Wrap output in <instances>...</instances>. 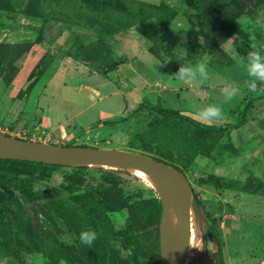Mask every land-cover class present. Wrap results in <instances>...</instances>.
I'll list each match as a JSON object with an SVG mask.
<instances>
[{"label":"rangeland","instance_id":"obj_1","mask_svg":"<svg viewBox=\"0 0 264 264\" xmlns=\"http://www.w3.org/2000/svg\"><path fill=\"white\" fill-rule=\"evenodd\" d=\"M21 1L0 0V132L36 141H49L48 138H50L51 141L49 142L55 141L59 144L67 140L69 143L75 142L76 144L98 142L103 143L106 147L127 148L159 156L160 145L157 142L150 141L145 136L146 130L159 117L154 105H146V107L132 110L121 117L113 114L111 120L109 119L114 123L111 128L119 125L122 129L113 136H107L106 134L103 136H82L80 134L72 139L74 135L71 130L75 128V120L69 122L65 127L66 129L70 128L69 132L65 133L67 140L55 137L58 130L51 132L52 135H48L42 130L34 129L35 125H22L24 119L42 120L45 124H48L46 123L45 110L51 113L53 107L48 101V97L40 96L43 86L41 84L47 78L46 76H49L48 74L53 69H56L59 64L58 61L63 58H69L68 56L73 58L69 53L76 51L82 45L101 46V43L97 40L98 30L89 26L84 18L80 17L79 12H89L95 16H102L104 11L111 7L115 16L123 17L130 5L128 0H30L31 2L24 7L27 13H21L20 8L21 6L23 7ZM145 1L154 3L160 11L159 16L143 22L144 29L141 33L139 31H127V33L123 34V37H132L140 40L143 48L158 57L165 58L167 63L175 66L177 70L181 64L195 65L204 63L209 72V79L204 81L207 85L224 83L231 86L233 84L248 86L250 78L247 75L246 67L241 57H246L249 47L243 45V41L249 45L256 44L258 47H262V45L264 46V34L260 31L257 34L246 32L244 36L242 30L252 29V25L254 28L255 24H248L250 20V22H254L252 20L263 18L264 0H222L220 8L214 12L208 9L210 2L205 1L202 12L194 13L188 17L194 24H197V27H193V29H185L188 26L187 23H183L189 11L167 9L166 0ZM171 1H175L179 5L182 3V0ZM42 6L46 7V11L43 13L44 17L36 16L37 8H42ZM172 11H175V13L180 12L176 18L177 24L182 25L179 28L171 27L176 24L168 16ZM54 17H74L76 18V24L68 27L61 35L57 36L55 33L60 26L59 22L54 20ZM53 32L55 36L52 35ZM50 35L54 37L49 41L47 37ZM106 37L110 39L109 41L113 39L112 35H107ZM259 38L263 42L259 41ZM126 58V56L123 57V59ZM153 61H156V59ZM101 62L98 59L94 64L95 66L92 67L101 68L103 65ZM159 69L158 64L153 65L154 73H158ZM212 69L223 75L212 71ZM168 71H164L163 76L167 77ZM75 76L76 81L81 78L77 75ZM180 83L175 84L178 86ZM56 86L55 83H52L45 91L49 95L52 93L60 95L63 88ZM222 88L216 86L208 88L209 101L220 105L223 109L224 117L227 119L231 121L239 120L241 124L245 123L246 129L251 128L254 132L261 130L262 128L259 126L262 125L261 119L263 118L259 117H263L264 106L262 104L264 103L258 102L257 97L259 94L257 93L264 92V85H259L256 92H250L247 88L245 90L247 93L244 91L247 97L250 98L254 93L256 97H252L251 101H247L243 105H241L242 100L239 96L234 97L231 102L225 103L224 94L221 91ZM185 93L186 91H184V95ZM71 95H76V92L71 90ZM24 97H26V100L23 102ZM19 99L23 100L19 102ZM190 99L194 103V95ZM190 99L188 98V100ZM16 100L17 102L15 103ZM55 102L58 103L60 100H55ZM23 103L25 106L20 109ZM17 104L18 107H16ZM194 104L197 109L205 106V103L199 101ZM188 106L183 100L179 103L181 108H187ZM233 109L234 111L231 112ZM244 109L245 111L243 112ZM173 116L182 121L183 128L188 130V132L196 135L201 134L205 147L218 144L221 136H223L221 139L222 141L224 140V144L229 143V138L225 137L224 134L227 130L233 129L231 127L232 123L226 124L225 127L220 126L222 130L217 128L209 129L202 125L203 122L197 120L194 112H176ZM13 117H18V120H22H19L16 124H9V119ZM1 121L4 123H1ZM108 123L110 124V122ZM98 128L95 127L90 130L95 132L98 131ZM236 129L238 128H234V130ZM258 137L262 138L261 135H258ZM259 138L252 139L254 147L251 146L253 148L248 150L250 154L246 157L243 155L246 159H244L245 161H241V158H237L229 150L225 151L227 156L232 158L234 166L231 168L236 169L239 167L240 170L247 169L250 171V169H253V165L256 164L258 174L264 173V141L257 143ZM241 139L246 142L245 137H241ZM211 155V157H206L197 154L188 166L181 165V167L195 192H199V196H201L202 192L203 199L217 204L219 198L216 199L214 194L207 191L222 184L220 179L214 175L213 169L216 164L223 161V157H217L216 150H212ZM107 171V168L96 165H89L87 168L80 170L64 166L48 169L46 172L44 169L38 168L34 175L40 177V179L34 183V188L48 191L52 197L68 199L71 195L68 192L71 185L78 184L80 190L88 189L97 197L102 195L100 186L105 182L121 187L130 199L117 197L115 201L122 205V209L109 211L108 213L116 229L127 227L128 232L120 234L119 239L113 241L112 245L119 247L123 257L128 258L130 256V264H158L159 258L156 249V239L159 234L158 224L156 221L151 220L148 215L149 212L142 208L153 206L154 202L151 201L152 193L149 190L151 185L147 179L133 171H130L129 174L121 172L116 175L107 174ZM207 172L209 174L206 175ZM80 176L83 179L82 182L78 181ZM253 178L252 175H249L247 180L250 181L243 183L241 186L254 190L262 188L264 191V186L261 187L259 182L257 184L254 183L258 179L253 180ZM14 189L16 194H20L15 187ZM30 205L29 202L28 206L30 207ZM105 207L110 210L111 203H106ZM8 211L13 217L16 216L14 213L19 210L14 204H11L8 206ZM23 213L25 216L28 214L27 211ZM201 213L204 233L200 231L192 213L190 224L191 238L185 264H213V262L204 261V254L213 250V242L207 230L205 211L202 210ZM18 221L19 223H24V229L23 233L19 232L14 235V241L16 248L20 251L22 261L27 264H45L46 258L43 254L29 253L27 251L29 247L26 235H30L33 230L31 221L19 217ZM249 223L250 227H246ZM249 223L245 225L243 232L235 235L232 232L229 237L240 248L243 246L241 249L243 255L252 258L253 261L259 264L261 258L264 257V237L250 233L253 229H259L257 221L253 220ZM16 224L18 223L13 222L11 225L13 229L17 228ZM33 224L39 227L40 232H50L57 239L58 244L67 248L72 262L69 263L62 260V264H100L98 260H89V256L84 250L85 245L80 243L78 238L81 230L67 226L62 217L55 216L52 213L46 216L42 213L38 219L33 217ZM121 241L127 244L128 247L126 249L123 248ZM242 241L244 244H242ZM0 264H6V260L0 258Z\"/></svg>","mask_w":264,"mask_h":264},{"label":"trees","instance_id":"obj_2","mask_svg":"<svg viewBox=\"0 0 264 264\" xmlns=\"http://www.w3.org/2000/svg\"><path fill=\"white\" fill-rule=\"evenodd\" d=\"M31 1H21L23 5V7L21 6L20 8L21 13H27L25 12L24 7ZM186 1L189 5L194 6L197 9L201 7V0ZM38 3L40 4V2ZM128 3L130 5L129 9L125 11L123 17L115 16L112 13L111 7L106 9L102 16H95L89 12L82 11L79 12V15L84 18L87 24L98 30L99 35L97 40H99V43L102 45V42L104 43L105 41L102 34L103 32L115 33L125 30L127 27L132 25H138L151 18H156L160 14L157 7L148 1L128 0ZM166 6L168 9L169 7L167 4ZM45 11V6H42V8L38 7L35 15L44 17L43 13ZM168 16L172 18L173 13L171 12ZM54 20L59 22L60 26L56 30L57 32L55 34H58L61 30L76 24V18L74 17H54ZM52 35H54V32ZM52 35L47 37V40L50 41L55 36ZM243 45H247L248 47L250 46L244 41ZM100 47L82 45L79 48L82 52H71L69 54L78 60L94 65L98 59L105 60L99 56V52L102 49ZM122 60L123 58L109 59L105 61V64L106 66H116L122 62ZM54 70L55 69H53V71L48 75L51 76ZM257 94H259L257 97L258 102L264 103V92ZM252 97H256V94L254 93V95H251L249 101H251ZM244 111L245 109L243 112ZM176 112L178 111L160 109L158 119L155 120L150 125L149 129L146 130L145 136L150 141L157 142L158 145H160V150L158 151L159 156L151 154L153 157L173 165L184 173L181 165L188 166L197 154L211 157V152L212 150H215L217 144L206 146V148L201 134L196 135L188 132V130H185L183 128L182 121L173 116ZM202 125L209 129H221L220 127L213 126L209 123H203ZM5 134L10 135V133ZM221 138H223V136H221ZM221 138L219 139V142L222 140ZM64 145L72 144L64 143ZM224 146L229 149L231 148L230 142L225 143ZM208 150L211 152H208ZM64 166L80 170L87 168L89 165L68 166L29 160L0 158V258H4L6 260V264H20L21 262H23L22 264H27L25 261H22L20 251H18L13 242L11 235V231L13 230L12 226L4 224L3 221L6 217L12 216L8 211V206L14 204L19 210L15 212L14 215L22 219L25 218L27 221H31L33 225L32 233L30 235H26L29 247L27 251L29 253L43 254L46 258L45 264H62V260L69 263L72 262V258L67 252V248L65 246L58 244L57 239L50 232H40L39 227L33 224L32 218L29 215L25 216L23 213L25 211L23 203L14 190H12L9 186L13 185L22 195L25 196L26 200L30 202V208L34 218H40L42 213L46 216H49V214L52 213L55 216L62 217L67 226L71 228L79 230L91 228L95 230L98 233L97 242L95 241L91 248L86 245L84 247L85 252L89 256V260H98L100 264H130V256H128V258L123 257L119 251V247L112 245L113 241L119 239L120 234L128 232V228L116 229L115 224L108 213L109 211H118L122 209V205L115 201L117 197L126 198L127 200H129L130 197L124 193L121 187L109 182H105L100 186L102 189V195L100 197L95 196L94 193L88 189L80 190L78 184L69 186L68 192L71 193V195L68 199H64L62 197H52L48 191L34 188V183L40 179V177L34 175L38 168H42L46 172L48 169H56ZM100 167L107 168V174L110 175H116L121 172L130 173V171L126 169L105 166ZM216 178H219L220 183L224 185L232 186L233 184H236V182L231 179L226 180L217 176ZM78 181H83L81 176L78 178ZM192 189L198 206L205 211L207 230L210 233L213 242V250L204 254V261L213 262V264H226L223 253L224 237L222 228L220 227V216L222 214L221 205L219 203L213 204L211 201L208 202V200L203 199L202 192L201 196H199V192L196 193L193 186ZM149 190L152 193L151 201L154 202L153 206L142 208H145L149 212L148 215L150 216V219L156 221L159 225L161 202L154 188L150 187ZM106 203H111L112 209L110 208V210H108L109 208L105 207ZM23 224V222L16 224L17 228L21 231L24 229ZM121 243L123 248L126 249L128 247L125 242L121 241ZM156 249L157 256L160 258L159 234L156 239ZM262 263L264 264V261Z\"/></svg>","mask_w":264,"mask_h":264},{"label":"crops","instance_id":"obj_3","mask_svg":"<svg viewBox=\"0 0 264 264\" xmlns=\"http://www.w3.org/2000/svg\"><path fill=\"white\" fill-rule=\"evenodd\" d=\"M250 21L248 24H255L254 28L256 30L253 28V25V30L251 28H248L247 30L243 29L242 34L244 36L246 32L257 34L260 31L264 34V16L261 19L258 18L252 20L254 22ZM259 39L257 40L263 42L261 38ZM259 48L264 49V46H259ZM68 57L69 58H63L58 61L59 64L53 74L47 77L41 84V86H43L40 96L42 95L48 97V101L53 107V111L51 113L46 112L45 110L46 123L48 124H45L42 120L34 121L33 119H24L22 117L24 119L22 125H35L34 129L39 131L42 130L48 135L51 134V132L58 130L57 136L55 137L65 138V133H68L70 130V128H65L66 125H68V123L72 120H75V128H72L71 130L74 135L72 139L80 134L82 136H103L105 134L107 136H113L119 130H122L119 125L111 128L112 124H114L113 121H110L113 114L121 117L127 112L146 107V105H154L158 116L160 109H171L180 113H185L186 111L195 112L199 110L194 104L196 101L205 103V106L215 103L209 101V94L207 91L208 88L214 86L226 88L231 86L224 83L207 85L204 82L199 83L198 81H178L173 75L177 72L175 66L169 65L165 58L158 57L150 53L146 48H143L142 45L135 55L123 59L118 65H102L99 69L92 67L95 65L85 63L74 57ZM154 59H156V61H153ZM154 64H158L160 67L158 73H154L153 71ZM166 70H169L167 77L163 76V72ZM212 71L223 75L217 70L212 69ZM75 75L81 78H78V81H76ZM178 82L181 83L177 86L175 83ZM52 83H55L57 85L56 87H62L64 89H62V93H60V95L53 93L49 95L45 91L46 88L48 89V87L52 85ZM238 86L239 91L237 97H240L242 100L241 105H243L250 99L247 97V92L245 91L248 86ZM71 90H74L76 95H71ZM184 91H186L185 95ZM244 91L246 93H244ZM192 95L195 97L194 103H192L190 99ZM56 98H58L60 102L56 103L55 100H58ZM188 98L190 100H188ZM23 99H19L18 101L20 102L23 100L24 102L26 97ZM181 100L189 106L187 108L179 107ZM16 102L17 100L15 103ZM262 105L264 106V104ZM24 106L25 104L23 103L20 109ZM16 107H18V104ZM40 109L42 108L40 107ZM232 111H234V109L231 110V112ZM259 118H263L261 119L262 125L259 126L262 129L255 132L254 130H251V128L246 129L245 123L241 124L239 120L231 121L226 117L219 121L210 123L211 125L217 127H225L226 124L232 123L231 127L233 128L232 130H227L224 134L225 137L229 138L231 150L224 146V140H221L215 148L217 152L216 156L220 158L223 157V161L215 165L216 170L214 168L213 173L217 177H222L226 180L231 179L235 181L236 184H233L232 186L221 184L214 187L210 191H207L214 194L216 199L219 198L218 203L221 205L222 214L220 216V227L222 228L224 237L223 253L226 264H258L253 261L252 258L243 255V251L241 250L243 246L240 248L237 244H235L234 240H231L229 235L232 234V232H234V235L243 232L245 225L250 221L255 220L259 224V229H253L250 233H254L255 235L258 234L264 237V191L262 188L254 190L241 186L243 183L249 182L250 180H247L248 176L252 175V177H254L253 180L258 179L254 183L257 184V182H259L260 186L263 187L264 173L258 174L259 172L256 171L257 166L254 163V167L253 169H250V171L247 169L240 170L239 167L236 169L231 168L234 166L232 158L227 156L225 151L229 150L234 156L241 158V161H245V157L250 154L248 153V150L254 147L252 139H257L259 138L258 135H261L262 138H259L257 143L264 141V114L263 117ZM9 120L11 122H9V124H16L22 119L18 120V117H13ZM108 122H110V124ZM1 123L4 122L1 121ZM95 127H99L97 129L98 131L92 132L91 130ZM234 128L238 129L234 130ZM241 137H245L246 142H244V140L242 141ZM48 140L51 141L50 138H48ZM64 140L67 139L65 138ZM61 143L69 142L67 140L66 142L63 141ZM69 144L76 143L72 142ZM82 144L106 147L103 143L98 142ZM243 155H245V157ZM207 174H209V172H207L206 175ZM249 225L250 223L246 225V227H250ZM236 238L238 239V237ZM242 244H244L243 241ZM262 260L264 261V257L261 258L259 264H262Z\"/></svg>","mask_w":264,"mask_h":264},{"label":"water","instance_id":"obj_4","mask_svg":"<svg viewBox=\"0 0 264 264\" xmlns=\"http://www.w3.org/2000/svg\"><path fill=\"white\" fill-rule=\"evenodd\" d=\"M0 158L60 165H97L139 171L154 183L161 202L158 225V264H185L190 238L191 216L204 233L202 209L198 206L187 176L173 165L152 155L127 148L92 145H64L36 141L0 132ZM29 202L25 203L28 206Z\"/></svg>","mask_w":264,"mask_h":264},{"label":"clouds","instance_id":"obj_5","mask_svg":"<svg viewBox=\"0 0 264 264\" xmlns=\"http://www.w3.org/2000/svg\"><path fill=\"white\" fill-rule=\"evenodd\" d=\"M132 50L135 51V48ZM241 60L246 65L247 75L250 78L248 90L256 92L259 85H264V49L259 48L256 44H251L246 57L242 56ZM173 75L181 82L198 81L199 83H203L209 79V72L204 63H197L195 65L181 64ZM221 91L224 94V102L228 103L237 96L239 88L233 84V86L222 88ZM194 115L199 122L209 124L224 118L222 107L215 103L208 104L204 108L195 111ZM78 238L80 243L91 248L93 243L98 239V233L91 228L82 229Z\"/></svg>","mask_w":264,"mask_h":264},{"label":"flooded vegetation","instance_id":"obj_6","mask_svg":"<svg viewBox=\"0 0 264 264\" xmlns=\"http://www.w3.org/2000/svg\"><path fill=\"white\" fill-rule=\"evenodd\" d=\"M205 1H209L210 2V5L208 6V9L211 11V12H214L216 10H218L220 8V4H221V1L222 0H201V7L199 9L195 8L194 6H191L187 3L186 0H182V3L179 5L178 3H176L175 1H171V0H166V4L168 5L169 8L174 9V10H177V11H180L182 9L184 10H187L189 11L188 14H187V17H185V21L183 22L184 24L187 23V26L188 28L186 27L185 29H193L197 27V24H194L188 17H190L192 14L194 13H200L203 11L204 7H203V4L205 3ZM154 5V3H153ZM173 12V17L171 18V21L172 22H175L176 24H174V26L172 25L171 27H181L182 25H179L177 24V21H176V18L178 17V12L175 13V11H172ZM90 26V25H89ZM67 29V28H66ZM66 29H63L61 30L58 34V35H61ZM144 29L143 27V22L140 23V24H135V25H132L130 27H127L125 30H121V31H118V32H115V33H107V32H103L105 33L103 36H104V43L102 42V45L100 48H102L100 50V54L99 56L102 58V59H105V60H101L102 64L105 65V61L106 60H109V59H119V58H123V57H131L133 55H135V53L137 51H139L140 47H141V42L140 40H136L135 38H132V37H123V34L124 33H127V31L129 32H135V31H139L140 33L142 32V30ZM102 33V34H103ZM107 35H112L113 36V39H111V41H109L110 39L108 37H106ZM97 39H98V35H97ZM198 42H200V40H198ZM104 44H106V46H104ZM135 48V51H133L132 49ZM188 48V47H187ZM79 50V47L76 51L74 52H82V51H78ZM189 50V49H188ZM10 188L12 190H14L15 192V189H14V186L13 185H9ZM19 191V190H18ZM20 192V191H19ZM18 197L20 198L21 202L23 203V206L25 208V211H27V215H29L32 220H33V215H32V211L30 210V207L28 206H25V203L26 202H29L28 200H26L25 196L22 195L21 193L20 194H17ZM4 221V224L6 225H9L11 226L13 224V222L15 223H18L19 224V221H18V217L16 216H11V217H6V219L3 220ZM23 233L21 230H19L18 228L16 229H13L11 231V235H12V238H13V242L16 246V243L14 241V235L16 233Z\"/></svg>","mask_w":264,"mask_h":264},{"label":"bare ground","instance_id":"obj_7","mask_svg":"<svg viewBox=\"0 0 264 264\" xmlns=\"http://www.w3.org/2000/svg\"><path fill=\"white\" fill-rule=\"evenodd\" d=\"M135 173H137L139 176L144 177L145 179H147V181L149 182V184L152 187L155 186L154 183H153V181L147 175H145L144 173L139 172V171H136Z\"/></svg>","mask_w":264,"mask_h":264}]
</instances>
